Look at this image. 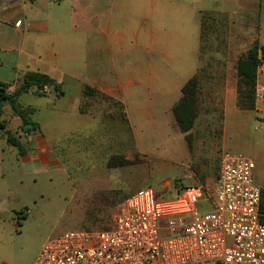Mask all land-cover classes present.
<instances>
[{
    "label": "rangeland",
    "instance_id": "obj_1",
    "mask_svg": "<svg viewBox=\"0 0 264 264\" xmlns=\"http://www.w3.org/2000/svg\"><path fill=\"white\" fill-rule=\"evenodd\" d=\"M148 3L135 0V18L129 14L120 18L116 5L109 15L110 30H119L124 20L134 22L135 30L141 23L144 28L151 26L145 22ZM207 19L204 23H209ZM193 20L199 26L202 19L195 14ZM154 21L162 41V22ZM254 21L252 34L263 38L264 6ZM209 29L204 25L199 59H190L186 71V77L192 76L199 63L197 117L189 132L190 145L171 112L181 91L164 77L162 47L155 44L145 50L148 43L142 33L136 38L135 68L155 60L161 78L149 82L135 77V83L125 84L124 90L135 93L126 110L115 98L94 96L90 104L97 111L95 117L83 120L69 108V94L59 101L44 95L25 97L36 106L33 119L59 155L60 166L24 167L18 148L0 140V264H33L44 244L67 230L110 229L130 191L151 187L158 199H166L201 184L212 195L223 151L251 159L255 183H264V127L249 106L251 99L243 97L239 104L237 94L236 61L245 50L229 54L228 34L212 35ZM104 102L108 110L99 113ZM84 104L80 109H85ZM131 150L135 155L129 164L107 167L111 155H130Z\"/></svg>",
    "mask_w": 264,
    "mask_h": 264
},
{
    "label": "crops",
    "instance_id": "obj_2",
    "mask_svg": "<svg viewBox=\"0 0 264 264\" xmlns=\"http://www.w3.org/2000/svg\"><path fill=\"white\" fill-rule=\"evenodd\" d=\"M148 2L145 22L152 23L151 26L144 28L141 23L135 30L134 22L128 24L124 20L119 30H110L109 15L113 8L117 5L120 18L126 14L135 18V0H0V86H6L11 92L26 73L45 74L60 85V93L52 86L40 90L32 87L19 97L21 105L33 108L34 115L36 106L25 97L44 95L49 100L59 101L69 94V108L80 119H93L97 111L91 107L92 97L115 98L126 110L128 100L134 98L135 93L124 90L125 84L135 83V77L149 82L160 80V69L155 60L135 68V46L139 44L136 38L140 33L148 43L145 50L150 51L155 44L162 47L164 77L180 90L191 77H186L190 59L195 56L199 59L203 24L200 20L197 25L193 20L195 14H199L200 19L207 14L209 23L204 25L210 28L209 34H228L229 54L239 49L246 52L253 42L259 47L264 46V37L252 34L255 17L261 14L264 0ZM154 20L162 22V41L156 35L160 29L156 28ZM85 88L93 91L85 93ZM34 91H37L36 95ZM56 102H52V106ZM81 103H85V109H80ZM226 108L225 105V116ZM104 110H108L105 102L99 113ZM0 122L4 127L0 129V140H6L1 136L5 131L19 137L23 152L18 151V155L24 167L38 169L40 164L46 168H59V155L40 132L38 122L35 121L38 129L23 133L21 119L8 105L3 107ZM2 151L0 146V155ZM131 151L130 155L124 156L129 161H133L135 155V151ZM257 185L261 189L264 183Z\"/></svg>",
    "mask_w": 264,
    "mask_h": 264
},
{
    "label": "built area",
    "instance_id": "obj_3",
    "mask_svg": "<svg viewBox=\"0 0 264 264\" xmlns=\"http://www.w3.org/2000/svg\"><path fill=\"white\" fill-rule=\"evenodd\" d=\"M253 100L263 128L264 46L257 49ZM254 169L248 157L223 151L212 195L200 184L166 199L142 188L119 204L110 229L64 231L33 264H264Z\"/></svg>",
    "mask_w": 264,
    "mask_h": 264
},
{
    "label": "trees",
    "instance_id": "obj_4",
    "mask_svg": "<svg viewBox=\"0 0 264 264\" xmlns=\"http://www.w3.org/2000/svg\"><path fill=\"white\" fill-rule=\"evenodd\" d=\"M28 1L32 2L34 0ZM205 18H208L207 14H204L201 17L203 27L204 22L206 21ZM258 48V44L255 43L243 55H241L236 62L237 94L239 97V104L241 98H250L251 102L249 106L253 108V88L255 84ZM199 85L200 76L199 73H196L181 87V96L171 107L174 121L179 131L185 135L184 138L188 145L191 143V134L189 132L193 128L197 117L196 107ZM44 86H52L60 93V85L58 83H56L49 76L38 72L26 73L21 79V82L11 92L7 91L6 86H0V88L3 89V92L0 93V117L3 113V107L8 105L21 119L20 130L23 133L27 134L30 131L38 129V124L32 119L34 109L29 106L21 105L19 103V97L23 93L28 92L32 87L40 90ZM88 91L93 90L85 88V93H88ZM0 129H4L1 122ZM1 136H4L9 144L17 147L19 153L23 152L19 137L7 131L3 132ZM129 163L130 161L125 159L123 155L114 154L107 159L106 165L107 167H119ZM259 221L264 224V185L260 189Z\"/></svg>",
    "mask_w": 264,
    "mask_h": 264
},
{
    "label": "water",
    "instance_id": "obj_5",
    "mask_svg": "<svg viewBox=\"0 0 264 264\" xmlns=\"http://www.w3.org/2000/svg\"><path fill=\"white\" fill-rule=\"evenodd\" d=\"M3 92V89L0 88V93ZM34 94L36 95L37 94V91H34Z\"/></svg>",
    "mask_w": 264,
    "mask_h": 264
}]
</instances>
